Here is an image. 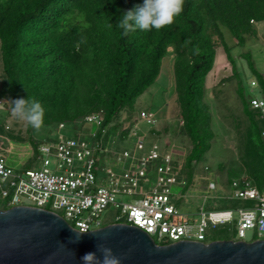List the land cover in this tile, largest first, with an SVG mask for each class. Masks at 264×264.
Returning <instances> with one entry per match:
<instances>
[{
  "label": "trees",
  "instance_id": "1",
  "mask_svg": "<svg viewBox=\"0 0 264 264\" xmlns=\"http://www.w3.org/2000/svg\"><path fill=\"white\" fill-rule=\"evenodd\" d=\"M142 3L143 0H0V60L7 87L0 99L39 101L45 113L43 126L75 125L100 112V137L102 129L112 125L117 129L118 119L127 112L131 114L136 100L159 77L162 61L172 54L179 120L191 143L182 168L186 174L182 187L186 189L193 168L210 149L214 137L204 84L218 47L223 48L241 86L223 29L229 31L234 45L244 46L245 36L256 35L251 21L264 22V0H185L183 12L173 24L123 35L117 23L125 12ZM239 55L263 93L264 78L251 54ZM251 84L257 85L255 81ZM249 101L243 113L249 123V136L261 138L264 121L250 108ZM27 128L37 154L40 143L32 138L33 128L28 124ZM128 133L122 130L121 139ZM109 136L106 131L104 144ZM260 146L264 150L262 138ZM103 159L102 156L100 161ZM252 163L246 173L256 183L257 172H263L264 159L263 163ZM0 209H6L3 203ZM218 229L228 231L231 227Z\"/></svg>",
  "mask_w": 264,
  "mask_h": 264
},
{
  "label": "built area",
  "instance_id": "2",
  "mask_svg": "<svg viewBox=\"0 0 264 264\" xmlns=\"http://www.w3.org/2000/svg\"><path fill=\"white\" fill-rule=\"evenodd\" d=\"M249 102L264 121V101L251 98ZM140 117L148 124L155 122L154 116L145 111L140 112ZM82 122L89 124L86 134L66 137L65 125L59 124L55 142L44 140L39 144L40 169L15 170L0 157V200L6 209L25 206L47 210L80 233L109 224L135 226L158 245L180 241L207 243L209 231L226 226L233 228L238 241H244L247 231L264 239V168L259 189L249 176L233 178L229 185L231 194L224 201L231 207L202 208L192 218L180 214L172 199L171 187L184 186L186 182L171 151L159 153L153 145L144 154L143 134L138 133L135 145L141 155L122 151L106 157L112 153L103 141L106 129L97 136L102 113L88 115ZM260 135L264 140V127ZM102 156L110 166L101 163ZM121 162H128V168L117 170L115 167ZM152 178L154 186L149 184ZM126 196L134 199L119 200Z\"/></svg>",
  "mask_w": 264,
  "mask_h": 264
},
{
  "label": "rangeland",
  "instance_id": "3",
  "mask_svg": "<svg viewBox=\"0 0 264 264\" xmlns=\"http://www.w3.org/2000/svg\"><path fill=\"white\" fill-rule=\"evenodd\" d=\"M256 35L245 36V45L238 47L234 45L233 38L227 29L224 31V39L231 47V55L234 58L236 70L241 80L233 75L232 65L226 59L222 47L216 49L215 61L211 71L205 79V102L210 105L212 113L211 129L214 134L210 149L205 153L203 159L193 168L191 183L186 189L182 186L171 187L172 199L180 214L194 217L199 209L219 210L226 208L225 198L231 194L230 181L241 176H248L246 169L253 165V161L259 160L263 163L264 150L260 146V137L252 134L249 136V123L244 112L248 107L247 102L251 98L264 100V92L251 73L247 63L240 57L241 52H249L254 60L255 68L264 78V22L254 24ZM173 55L162 61L159 77L156 82L135 102L133 111L129 115H122L119 126L114 125L106 129L109 132L107 149L115 152L128 151L133 156H139L135 145L138 133L143 134L146 154L153 145L157 146L159 153L171 151L174 156L176 167H181L183 179L186 174L182 170L184 160L191 148V143L183 134L182 121L179 120V107L177 105L176 91L174 88V76L169 73ZM255 81L257 85L251 84ZM6 87V79L2 71L0 60V95ZM19 92V91H18ZM242 96V97H241ZM145 111L154 114V124H148L140 119V112ZM167 113V119H161V115ZM45 114V113H44ZM130 116V117H129ZM125 118V120H124ZM122 122V123H121ZM79 124V128L78 127ZM75 125H66L63 134L71 137L73 134H84L89 124L78 122ZM122 127V128H121ZM128 130V135L121 139L122 129ZM157 133H153L151 130ZM27 123L17 120L11 115V103L8 98L0 99V156L10 161L15 170L40 169L41 162L37 160V154L30 144ZM56 126H42L37 132H30L33 140L42 143L44 140L55 142ZM76 130V132H74ZM248 138V139H247ZM263 140V139H262ZM264 141V140H263ZM165 143V145H164ZM45 145V144H44ZM256 154V155H255ZM51 158V157H50ZM108 162L103 159L101 163ZM129 162V161H128ZM128 162H121L115 167L117 170L127 169ZM110 166V164H106ZM50 169H54L53 166ZM258 173V181L255 183L258 189L261 186L262 173ZM155 185L152 178L149 182ZM124 202L132 201L133 197H120ZM2 208V200H0ZM106 218L104 219L105 222ZM207 241L214 240H237L232 229H217L209 231ZM259 240L255 232L247 231L244 241L252 242ZM264 240V239H263ZM238 241V240H237Z\"/></svg>",
  "mask_w": 264,
  "mask_h": 264
},
{
  "label": "water",
  "instance_id": "4",
  "mask_svg": "<svg viewBox=\"0 0 264 264\" xmlns=\"http://www.w3.org/2000/svg\"><path fill=\"white\" fill-rule=\"evenodd\" d=\"M110 248L119 264H264V240L180 241L157 245L135 226L109 224L80 233L47 210L0 209V264H83L88 252Z\"/></svg>",
  "mask_w": 264,
  "mask_h": 264
},
{
  "label": "clouds",
  "instance_id": "5",
  "mask_svg": "<svg viewBox=\"0 0 264 264\" xmlns=\"http://www.w3.org/2000/svg\"><path fill=\"white\" fill-rule=\"evenodd\" d=\"M184 3L185 0H143L141 5H137L133 10L124 13L117 26L123 30L125 36L136 30H160L174 23L175 18L183 12ZM251 24L257 23L251 21ZM10 103L11 115L14 118L26 122L37 132L41 129L44 120V108L39 101L18 98L10 100ZM152 115L154 116V114ZM122 130H127V128ZM149 130L151 129L149 128ZM97 251L101 253L100 257H97L96 252H88L83 255L81 257L83 264H119V258L113 255L110 248L98 245Z\"/></svg>",
  "mask_w": 264,
  "mask_h": 264
},
{
  "label": "crops",
  "instance_id": "6",
  "mask_svg": "<svg viewBox=\"0 0 264 264\" xmlns=\"http://www.w3.org/2000/svg\"><path fill=\"white\" fill-rule=\"evenodd\" d=\"M171 70H172V63H171V66L169 67V73L171 72ZM130 117V116H129ZM154 117L156 118V120H157V117L154 115ZM163 118H166L167 119V113H165V114H163V115H161V119H159V120H162ZM84 134H86L87 132H86V130L84 129ZM164 145H165V143H164Z\"/></svg>",
  "mask_w": 264,
  "mask_h": 264
}]
</instances>
